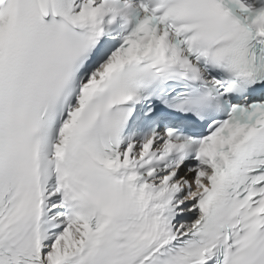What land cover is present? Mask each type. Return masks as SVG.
<instances>
[{
    "label": "snow or ice",
    "instance_id": "obj_1",
    "mask_svg": "<svg viewBox=\"0 0 264 264\" xmlns=\"http://www.w3.org/2000/svg\"><path fill=\"white\" fill-rule=\"evenodd\" d=\"M0 264H264V0H0Z\"/></svg>",
    "mask_w": 264,
    "mask_h": 264
}]
</instances>
